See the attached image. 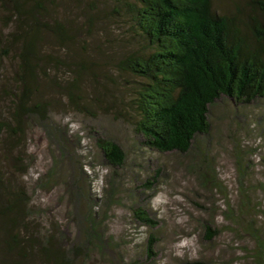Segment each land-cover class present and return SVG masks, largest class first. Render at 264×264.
Returning <instances> with one entry per match:
<instances>
[{
  "label": "rangeland",
  "instance_id": "rangeland-1",
  "mask_svg": "<svg viewBox=\"0 0 264 264\" xmlns=\"http://www.w3.org/2000/svg\"><path fill=\"white\" fill-rule=\"evenodd\" d=\"M235 1L216 3L232 6ZM51 7L52 17L69 30L62 45L47 47L61 59L56 70L49 69L59 83L50 92V117L67 131L72 151L64 161V175L77 180L92 200L85 201L86 209L93 208L111 240V248L105 254L94 253L88 264H253L255 244L238 232L229 216L240 205V192H246L254 204L246 220H252L264 238V99L239 108L226 100L217 102L211 108L210 135L200 138L186 155L148 151L140 145L128 105L137 79L116 69L129 40L126 23L112 15L114 0H53ZM1 16L0 11V34H7ZM78 62L86 65L78 93L83 95L81 105L70 102L64 91L73 80L71 71L81 72L75 66ZM2 64L11 77L15 63L9 58ZM7 101L0 96V114L5 118ZM24 136L19 142L0 136L3 186L13 202L10 216L22 214L16 224L22 236L63 237L65 244L73 236V209L63 183L57 179L49 184L47 175L55 169L56 150L36 127ZM97 137L120 146L125 157L121 168L107 165L96 146ZM197 150L202 153L195 159ZM111 187L114 192L108 200ZM134 208L147 211L156 227L136 222ZM207 224L218 233L211 242L204 239ZM151 234L156 242L147 258L145 246Z\"/></svg>",
  "mask_w": 264,
  "mask_h": 264
},
{
  "label": "trees",
  "instance_id": "trees-1",
  "mask_svg": "<svg viewBox=\"0 0 264 264\" xmlns=\"http://www.w3.org/2000/svg\"><path fill=\"white\" fill-rule=\"evenodd\" d=\"M52 3L0 0L2 28L9 31L0 34V96L8 100L7 117L0 114V136L19 142L26 130L36 127L47 145L54 146L55 169L47 175L49 184L58 179L65 186L67 202L73 209V236L62 244L63 237L59 240L42 234L40 239L30 238L16 231L22 214L10 216L13 202L0 170V194L4 195L0 196V226L4 230L0 234V264H88L94 253L105 254L111 248L93 208L87 205L86 209L85 201L91 199L85 197L77 180L65 176L64 161L72 152L67 131L50 117V92L59 83L49 69L56 70L61 59L47 47L62 45L60 41L69 37L68 26L52 17ZM114 3L112 15L126 23L129 40V48L116 60V69L137 79L128 105L144 149L186 155L200 138L210 135L211 108L217 102L226 100L239 108L264 99V0H237L232 6L216 0ZM9 58L16 65L11 77L2 64ZM78 63L75 66L81 72L71 71L73 80L64 87L68 100L75 105L82 104L83 95L78 93L82 92L80 78L86 68L84 62ZM66 68L70 69L68 65ZM74 135L78 137L77 131ZM95 142L111 169L124 165V153L117 143L104 137H97ZM197 151L195 159L202 153ZM214 183L218 187L216 180ZM113 192L111 187L108 200ZM240 193V205L229 218L239 233L254 242L253 264H264L263 235L252 220H246L254 204L246 192ZM132 212L141 226L156 227L157 222L144 209L134 208ZM204 227V239L211 242L218 233L209 224ZM155 242V236L149 235L147 258L153 255Z\"/></svg>",
  "mask_w": 264,
  "mask_h": 264
}]
</instances>
